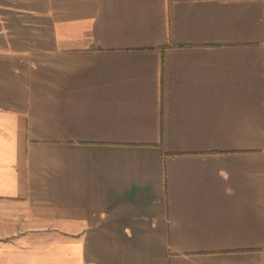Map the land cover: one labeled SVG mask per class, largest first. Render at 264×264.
Instances as JSON below:
<instances>
[{"label":"crops","instance_id":"crops-1","mask_svg":"<svg viewBox=\"0 0 264 264\" xmlns=\"http://www.w3.org/2000/svg\"><path fill=\"white\" fill-rule=\"evenodd\" d=\"M264 264V0H0V256Z\"/></svg>","mask_w":264,"mask_h":264},{"label":"rangeland","instance_id":"rangeland-1","mask_svg":"<svg viewBox=\"0 0 264 264\" xmlns=\"http://www.w3.org/2000/svg\"><path fill=\"white\" fill-rule=\"evenodd\" d=\"M0 264H17V254L14 252H5L0 256Z\"/></svg>","mask_w":264,"mask_h":264}]
</instances>
